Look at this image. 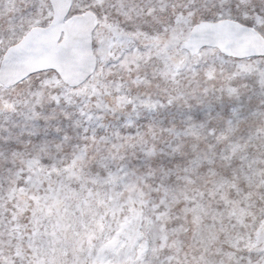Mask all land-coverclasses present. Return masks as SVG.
<instances>
[{
	"label": "snow or ice",
	"instance_id": "6c2138e0",
	"mask_svg": "<svg viewBox=\"0 0 264 264\" xmlns=\"http://www.w3.org/2000/svg\"><path fill=\"white\" fill-rule=\"evenodd\" d=\"M0 264H264V0H0Z\"/></svg>",
	"mask_w": 264,
	"mask_h": 264
}]
</instances>
